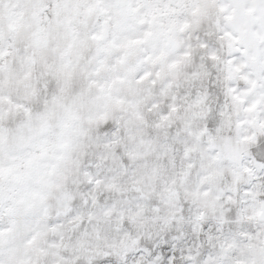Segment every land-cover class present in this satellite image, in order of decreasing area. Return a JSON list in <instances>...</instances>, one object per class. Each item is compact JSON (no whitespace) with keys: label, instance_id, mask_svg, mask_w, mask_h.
Returning <instances> with one entry per match:
<instances>
[{"label":"snow or ice","instance_id":"1","mask_svg":"<svg viewBox=\"0 0 264 264\" xmlns=\"http://www.w3.org/2000/svg\"><path fill=\"white\" fill-rule=\"evenodd\" d=\"M0 264H264V0H0Z\"/></svg>","mask_w":264,"mask_h":264}]
</instances>
